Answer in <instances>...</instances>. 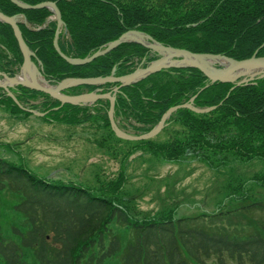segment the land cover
Segmentation results:
<instances>
[{
	"label": "trees",
	"instance_id": "16d2710c",
	"mask_svg": "<svg viewBox=\"0 0 264 264\" xmlns=\"http://www.w3.org/2000/svg\"><path fill=\"white\" fill-rule=\"evenodd\" d=\"M29 4L55 1L66 29L59 37L62 51L84 58L139 29L165 45L197 53L225 54L242 60L256 50L264 56V0H23ZM0 11L24 15L19 25L23 36L41 61L44 74L54 82L67 77L109 76L116 68L122 76L159 55L138 43H124L86 65H73L54 47L57 20L49 8L24 9L11 0H0ZM3 47V48H2ZM23 63L11 25L0 21V72L14 76ZM200 69L168 67L117 93L115 118L123 128L150 131L172 106L197 95V107L218 106L197 113L182 108L172 114L166 127L182 129L174 140L155 143L139 140L168 161H181L188 149L201 147L210 153L211 166L222 161L215 155L232 154L241 162H264V77L238 86L231 82L210 83ZM118 83L79 85L65 90L81 94ZM209 85V86H208ZM13 109L32 115L2 93ZM23 104L42 98L32 108L46 112L42 119L79 125L100 118L111 129L110 102L93 105H61L50 95L22 85L12 89ZM223 102V103H222ZM222 103V104H221ZM25 105V104H24ZM59 107V109H55ZM3 144V143H2ZM1 145V144H0ZM8 144H5L7 146ZM126 176L104 187L91 189L76 183L40 176L27 165L17 166L0 158V197L15 199L0 209V219H13L14 236H7L0 221V264H264V196L251 198L242 185H230L231 202L225 211L178 216L174 210L141 216L117 194ZM264 190V170L253 179ZM248 216V226L229 230L207 221L226 216ZM250 226V228H249Z\"/></svg>",
	"mask_w": 264,
	"mask_h": 264
},
{
	"label": "rangeland",
	"instance_id": "374dc122",
	"mask_svg": "<svg viewBox=\"0 0 264 264\" xmlns=\"http://www.w3.org/2000/svg\"><path fill=\"white\" fill-rule=\"evenodd\" d=\"M145 62L146 59L142 62L144 66ZM36 65L46 80L52 81L38 62ZM2 93L7 91L3 89ZM7 101L0 100V158L17 166L27 165L40 176L91 189L104 187L123 173L125 182L117 194L141 216L170 210L178 216L190 217L203 212L225 211L232 203L230 185H242L251 198L264 196V190L253 182L264 170V162L257 158L244 163L232 154L215 155L222 162L213 167L202 160L212 152L195 147L188 149L183 160L168 161L145 148L140 141L119 138L100 118L79 125L49 122L32 112V115L19 112ZM42 101V98L27 99L24 104L32 108L31 105ZM173 127L162 130L152 141L161 143L184 137V134L176 135L182 126ZM124 129L138 133L131 127ZM16 203L15 199L0 197V209ZM255 215L254 220L264 218L261 211ZM247 217L226 216L207 222L214 227L236 230L248 226ZM12 219L7 215L0 219L7 236H14Z\"/></svg>",
	"mask_w": 264,
	"mask_h": 264
},
{
	"label": "water",
	"instance_id": "95a60500",
	"mask_svg": "<svg viewBox=\"0 0 264 264\" xmlns=\"http://www.w3.org/2000/svg\"><path fill=\"white\" fill-rule=\"evenodd\" d=\"M11 1L24 9L49 8L50 10H52V12L54 13V17L57 20V29L54 37V47L58 54L70 64L86 65L94 61L96 58L106 55L107 53L124 43L141 44L145 47L150 48L159 55L158 58L152 60L148 65L144 66L143 64H141L134 71L122 76L116 75V68H114L112 74L109 76L89 78L67 77L59 82H54L52 80L53 84H50V82L52 81L46 80V78L42 75V71L39 69L38 65H36V63L33 61V57H36V52H34L27 44L20 28V21H26V17L21 14L10 16L0 11V21L12 26L15 37L24 57V61L21 65L20 71L14 76H10L6 73L0 72V87L7 91L8 95L14 99L15 103L19 105L21 109L27 112H32L38 116H45L46 112H41L23 105L18 100L17 96L13 93V88L22 85L29 89L44 92L54 99L59 100L61 102V105L68 103L73 105L87 106L93 105L99 100L107 99L110 102L108 114L111 127L119 138L130 141L151 139L157 136L166 127L168 120L170 119L172 114L179 109L187 108L197 113H205L215 110L218 106L215 105L203 108L197 107L194 104L195 98L198 95L197 94L188 102L172 106L170 109H168L162 116L161 120L150 131L146 133H133L122 128L115 118L117 93L121 90L122 87L135 84L149 77L150 75L168 67L198 68L203 73H205V75L211 81V84L215 82H231L235 83V86H238L244 82H250L256 78L264 77V56H257L258 50H256L249 58H245L242 60L232 58L225 54L197 53L185 48L165 45L162 42L156 40L152 35L139 29H130L124 32L119 38L110 41L104 47L84 58L71 57L65 54L59 45V37L61 31L63 30V28L66 29V24L63 20L62 13L57 2L44 1L32 5L26 3L23 0ZM263 46L264 43L260 46V48ZM211 59H217V61L209 62V60ZM38 63L41 65L43 70L44 67L42 62L38 61ZM34 68L37 70L38 74H40L44 78V83L39 81L32 75ZM20 77L26 79L22 80ZM106 83H118V85H115L111 90L107 92H103L102 88H97L94 91L75 95L65 92L66 89L74 86L101 85ZM55 109H59V107H56Z\"/></svg>",
	"mask_w": 264,
	"mask_h": 264
},
{
	"label": "bare ground",
	"instance_id": "6f19581e",
	"mask_svg": "<svg viewBox=\"0 0 264 264\" xmlns=\"http://www.w3.org/2000/svg\"><path fill=\"white\" fill-rule=\"evenodd\" d=\"M217 61V59L215 60V59H211V60H209V62H216ZM32 75L35 77V78H37L39 81H41V82H43L44 83V78L40 75V74H38V72H37V70L34 68L33 69V72H32ZM29 77V76H28ZM27 77V78H28ZM22 80H25L26 78H23V77H20Z\"/></svg>",
	"mask_w": 264,
	"mask_h": 264
},
{
	"label": "flooded vegetation",
	"instance_id": "af4514ba",
	"mask_svg": "<svg viewBox=\"0 0 264 264\" xmlns=\"http://www.w3.org/2000/svg\"><path fill=\"white\" fill-rule=\"evenodd\" d=\"M73 95H75V94H73Z\"/></svg>",
	"mask_w": 264,
	"mask_h": 264
}]
</instances>
